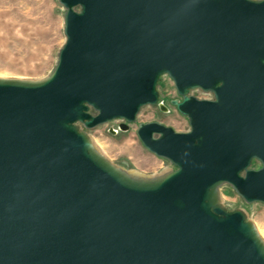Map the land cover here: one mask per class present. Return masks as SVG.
I'll return each instance as SVG.
<instances>
[{
    "label": "water",
    "instance_id": "95a60500",
    "mask_svg": "<svg viewBox=\"0 0 264 264\" xmlns=\"http://www.w3.org/2000/svg\"><path fill=\"white\" fill-rule=\"evenodd\" d=\"M59 2L67 41L52 74L0 78V264H264L245 212L219 202L226 184L264 203V0ZM164 75L190 131L140 124L176 170L138 180L80 126L168 111Z\"/></svg>",
    "mask_w": 264,
    "mask_h": 264
},
{
    "label": "rangeland",
    "instance_id": "374dc122",
    "mask_svg": "<svg viewBox=\"0 0 264 264\" xmlns=\"http://www.w3.org/2000/svg\"><path fill=\"white\" fill-rule=\"evenodd\" d=\"M65 8L59 0H0V78L45 80L54 71L60 50L66 44ZM158 106L143 107L136 123L115 120L86 132L99 145L106 158L126 171H139L156 176L176 170L169 161L149 152L141 143L137 131L140 124L158 122L178 133H188L190 124L182 116L173 100L181 99L173 80L164 75L158 85ZM190 95L203 100H213L214 95L202 90H192ZM127 124V130L120 126ZM253 163L252 168L258 169ZM222 205L228 210H242L256 228L264 242V203H246L230 185L219 188Z\"/></svg>",
    "mask_w": 264,
    "mask_h": 264
},
{
    "label": "bare ground",
    "instance_id": "6f19581e",
    "mask_svg": "<svg viewBox=\"0 0 264 264\" xmlns=\"http://www.w3.org/2000/svg\"><path fill=\"white\" fill-rule=\"evenodd\" d=\"M89 140H90V143L92 145L93 150L96 151V152H98L99 154L103 155L106 158L105 153L101 150V148L95 142V140L93 138H91L90 136H89ZM128 174L130 176L134 177L135 179L148 181V180H154V179H159L161 177H164V176H166V174H168V172H165L163 174L156 175V176H148V175H145V174H143V173H141L139 171L131 170V171H128ZM219 202H220L221 205L223 204L222 203V197H221L220 193H219Z\"/></svg>",
    "mask_w": 264,
    "mask_h": 264
}]
</instances>
